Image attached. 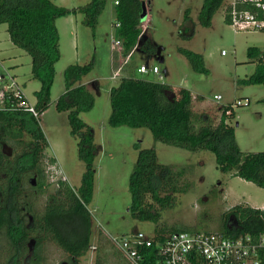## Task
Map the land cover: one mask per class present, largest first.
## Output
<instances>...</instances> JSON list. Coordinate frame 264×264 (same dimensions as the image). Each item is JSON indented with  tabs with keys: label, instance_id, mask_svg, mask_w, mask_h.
<instances>
[{
	"label": "trees",
	"instance_id": "1",
	"mask_svg": "<svg viewBox=\"0 0 264 264\" xmlns=\"http://www.w3.org/2000/svg\"><path fill=\"white\" fill-rule=\"evenodd\" d=\"M116 2L122 55L127 57L135 47L154 53L157 48L143 30L144 0ZM225 2L205 0L199 14L200 24L210 27ZM105 7L106 0H91L72 11L51 0H0V24L7 25L11 42L32 57L33 78L41 83L36 92L39 113L44 114L49 108L55 65L61 58L57 19L82 14L83 24L95 29ZM246 9L255 12L254 7ZM257 14L264 20V11ZM226 21L230 24L227 12ZM181 51L195 71L208 73L203 55ZM248 57L256 63V69L246 82L264 84V51L249 47ZM93 67V62L68 66L64 72L65 92L56 103L58 112L68 113L71 134L79 137L78 157L86 166L81 186L76 191L67 181H60L39 212L36 202L46 188L44 151L49 146L48 140L40 120L32 114L0 113V264H49L45 251L48 243L55 244L67 255L65 264H79L93 246V217L88 206L94 194L98 148L93 129L80 118L82 112L92 110L95 105L94 95L80 84ZM110 101L111 127L148 128L155 140L164 144L193 152L210 151L222 172L264 189V152L244 154L240 150L235 129L228 123L234 114L233 104L222 106L219 122L213 123L207 113L194 111V98L189 90H175L164 83L133 76L120 78L119 84L110 91ZM25 136L29 142H25ZM136 149L138 157L129 181L132 202L128 211L137 221L158 224L162 213L175 208L178 197L189 191L188 170L161 164L154 148L137 144ZM51 160L55 163V159ZM222 223L217 232L229 236L259 234L264 232V207L236 205L224 215ZM174 232L201 231L164 226L158 228L156 235L163 238ZM113 254L117 263L122 264L124 258L117 251ZM143 254V264H156L153 248L144 249ZM104 256L100 245L95 264H104Z\"/></svg>",
	"mask_w": 264,
	"mask_h": 264
},
{
	"label": "rangeland",
	"instance_id": "2",
	"mask_svg": "<svg viewBox=\"0 0 264 264\" xmlns=\"http://www.w3.org/2000/svg\"><path fill=\"white\" fill-rule=\"evenodd\" d=\"M51 1L72 11L91 0ZM204 1L145 0L148 16L143 30L157 50L148 53L137 49L122 73L132 70L134 78L156 80L154 73L144 74L137 69L141 64L157 65L163 76L159 82L175 90H189L194 98V111L207 113L213 123L219 122L222 106L233 104L234 114L228 123L235 129L240 150L244 154L264 152V84L246 82L256 69V63L248 57V48L258 47L264 51V32H237L226 21L225 4L214 16L211 26L203 27L199 14ZM115 8L116 0H106L95 29L83 24L82 14L57 19L61 58L55 65L51 103L40 119L49 143L44 151L45 171L50 168L48 165L54 164L51 158L55 159L57 170L62 172L60 176L77 191L86 166L78 157L79 137L71 134L68 113L58 112L56 103L65 92V69L70 65L93 62L92 71L82 78L81 84L94 95L95 105L92 110L82 112L80 118L93 129L98 148L94 163V194L88 206L93 217L91 243L97 250H89L79 264H95L100 245L105 254L104 264H118L113 252L117 251L122 258L124 255L112 238L127 237L136 231L154 236L158 228L164 226L216 232L222 227L224 215L234 206L264 207V189L222 172L212 152H193L164 144L156 141L148 128L109 125L110 91L120 82L119 77L113 80L112 76L119 57L122 63L125 60V55L117 54L116 42L120 37ZM182 49L203 55L208 73L195 71ZM0 58L12 68V74L17 76L28 99L35 104L41 83L33 78L32 57L11 42L6 24H0ZM216 95L222 100H215ZM239 101L243 105H237ZM24 140L30 141L28 136ZM137 144L142 148H154L161 164L188 170L189 191L178 197L175 208L162 213L158 224L137 221L128 211L132 202L129 181L138 157ZM57 188L56 184L50 183L48 175L45 193L36 202L38 212L43 210L47 197ZM45 251L49 264L67 263V255L55 244L48 243ZM122 264H129V261L124 258Z\"/></svg>",
	"mask_w": 264,
	"mask_h": 264
},
{
	"label": "built area",
	"instance_id": "3",
	"mask_svg": "<svg viewBox=\"0 0 264 264\" xmlns=\"http://www.w3.org/2000/svg\"><path fill=\"white\" fill-rule=\"evenodd\" d=\"M225 5L230 24L237 32L264 30V20L259 19L257 14L264 11V0H226ZM248 6L254 7L255 12L246 9ZM116 44L121 47L120 41ZM134 51L124 57V62L113 73V80L120 78L123 66L128 63ZM117 54L122 55V48L118 49ZM139 72H152L159 76L160 81L163 79L157 66H141ZM215 100L221 101L222 97L216 95ZM246 103H249L248 100ZM237 105H243V102L239 101ZM9 111L30 113L38 120L43 115L37 110V102L32 104L28 99L23 85L12 74V68L0 58V113ZM48 166L50 183L59 186L60 181H66L65 177L60 176L62 172L57 170L56 163ZM112 241L130 264H143V250L148 248L154 249L156 264H264V232L232 236L217 231L174 232L159 238L137 231L127 237L112 238ZM91 249L95 251L97 247L92 246Z\"/></svg>",
	"mask_w": 264,
	"mask_h": 264
},
{
	"label": "crops",
	"instance_id": "4",
	"mask_svg": "<svg viewBox=\"0 0 264 264\" xmlns=\"http://www.w3.org/2000/svg\"><path fill=\"white\" fill-rule=\"evenodd\" d=\"M144 3H146L145 0H144ZM147 11H148V10H147ZM144 24H145V23H144ZM120 48H121V47H119L118 49H120ZM134 49H135V51H137V47H135ZM134 49H133V50H134ZM135 51H134V53H135ZM134 53H133V55L131 56V58L134 56ZM131 58L129 59V61L131 60ZM128 63H129V62H128ZM120 64H121V61H120V57H119V60H118V62H117V69L120 67ZM115 66H116V65H115ZM141 66H146V65L141 64ZM141 66H140V67H141ZM154 66H157V65H153V67H154ZM147 67H148V68H152V67H149V66H147ZM157 67H158V66H157ZM117 69H115V70H117ZM122 71H123V70H122ZM122 71H121V76H120V78H121V77H124V76H126V77H131V76H132V75H131L132 72H133L132 70H127V71H126V74H123ZM137 71L139 72V69H137ZM154 81L159 82V76H158V75H157V79L154 80ZM80 84H81V82H80ZM82 85H84V84H82ZM136 232H137V231H136ZM125 261H126V260H125ZM129 264H130V263H129Z\"/></svg>",
	"mask_w": 264,
	"mask_h": 264
},
{
	"label": "water",
	"instance_id": "5",
	"mask_svg": "<svg viewBox=\"0 0 264 264\" xmlns=\"http://www.w3.org/2000/svg\"><path fill=\"white\" fill-rule=\"evenodd\" d=\"M147 16H148V13H147V8H146V4L143 3V14H142V20H146L147 19Z\"/></svg>",
	"mask_w": 264,
	"mask_h": 264
},
{
	"label": "flooded vegetation",
	"instance_id": "6",
	"mask_svg": "<svg viewBox=\"0 0 264 264\" xmlns=\"http://www.w3.org/2000/svg\"><path fill=\"white\" fill-rule=\"evenodd\" d=\"M60 264H65V263H60Z\"/></svg>",
	"mask_w": 264,
	"mask_h": 264
}]
</instances>
